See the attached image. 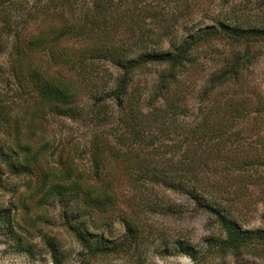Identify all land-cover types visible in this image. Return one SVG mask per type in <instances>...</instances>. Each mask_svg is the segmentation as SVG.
<instances>
[{"label": "trees", "instance_id": "16d2710c", "mask_svg": "<svg viewBox=\"0 0 264 264\" xmlns=\"http://www.w3.org/2000/svg\"><path fill=\"white\" fill-rule=\"evenodd\" d=\"M162 1L168 0H0V50L9 47V74L18 91L26 83L34 91L30 94L40 118L33 131L21 133V116L14 113L16 123L10 127L2 124L0 109V129L6 136L12 132L13 139L0 143V155L11 173L28 177L27 195L59 204L64 226L88 257L133 251L145 224L142 218L154 211L176 213L173 205V210L165 205L161 192L169 190L185 196L196 210L213 219L220 231L210 239L213 253L231 255L238 264L244 254H250L264 263V228L244 227L246 221L234 209L239 193L228 188L240 172L264 166V156L235 154L241 140L235 126L249 115L246 97L234 92L223 95L227 90L214 93L241 83L244 71L259 54L264 60V18L235 15L228 21L226 16L216 17L178 36L171 24L189 14L190 0H175L182 10L165 14L155 11ZM148 17L158 31L139 25ZM121 27L124 31H119ZM162 38L167 40L166 47ZM218 40L235 46L220 59L201 92V100L211 96L214 103L189 123L187 94L179 90V83L195 51ZM101 66L110 69L109 78L97 85ZM151 66L161 69L155 88L142 101L141 92L131 89L133 79ZM81 79L90 90L85 114L80 106ZM257 104L261 105H254L256 113L264 115V98ZM46 115L87 120L92 127L84 143L88 171L70 155H60L54 164L47 161L53 141L45 140ZM35 133L38 145L30 138ZM22 134L30 141H22ZM111 161L126 176L127 205L132 202L136 207L132 218L118 214L124 231L115 239L108 228V211L119 202L114 173L106 172ZM102 227L107 235L99 232ZM175 248L195 259L191 243L180 239Z\"/></svg>", "mask_w": 264, "mask_h": 264}, {"label": "rangeland", "instance_id": "374dc122", "mask_svg": "<svg viewBox=\"0 0 264 264\" xmlns=\"http://www.w3.org/2000/svg\"><path fill=\"white\" fill-rule=\"evenodd\" d=\"M159 5L155 11L163 14L167 11H181L183 8L182 4L179 6V2L175 0L162 1ZM186 12L189 14L185 17L179 16L178 21H173L171 24L170 29L178 36L190 27L210 24L216 17L226 16L228 21L235 15L254 20L262 19L264 18V0H190V8ZM139 25H144L146 29L153 28V31L159 29L149 17ZM131 28L135 32V26L132 25ZM119 31H124V28L121 27ZM151 37L156 38L155 35ZM161 41L163 47H166V38H162ZM231 45L235 46V43L218 40L213 46L207 48L204 46L201 50L195 51L194 61L179 83V90L183 89L187 94L185 102L189 111L185 119L189 123H194L199 119L201 110L207 109L214 103V97L211 96L205 101L201 100L204 99L201 97V92L207 85L210 74L220 64V59L231 52ZM8 48L0 50V109L4 114L2 124L13 127L16 123L13 121V116L17 113L21 116L19 121L17 120L20 122L21 133L25 131L28 133L33 131V127L37 126L40 120L35 113V105L33 106L34 91L26 82V85L18 91L16 81L9 74ZM106 69L105 66L100 67L97 78L101 79L97 85H100L101 80H108L110 69ZM160 69L159 66H151L150 70L141 71L134 77L131 89L134 93L137 90L141 92L142 101H145L148 94L155 88ZM112 74L114 75L115 71H112ZM240 82L222 90H216L214 93L220 94L223 90H227L228 93L223 95L234 92V96L246 97L249 115L235 126L239 128L241 134L235 154L244 152L252 157L258 155L263 157L264 115L256 113V109L253 108L254 105L260 107L261 104L257 102L264 98L262 54L256 56L249 64ZM78 83L81 90L80 106L84 108L85 114L87 105L91 101L88 95L89 85L82 79ZM46 117L43 128L45 140L53 141V146L46 155L47 161L54 164V160L59 159L60 155L62 157L70 155L79 168L88 171L89 162L84 143L90 136L92 127L87 120L74 121L60 115H46ZM36 134H32L30 138L38 145L40 142ZM11 137L12 132L6 136L0 129V143L3 140L5 143H11L13 141ZM21 139L30 141L23 134ZM106 172L114 173L112 183L119 201L108 211L110 214L108 228L112 231L110 238L115 239L120 238L124 231L118 214L125 213L132 218L136 207L132 202L130 207L127 205L126 197L130 189L120 165L111 161ZM238 175L236 180L228 184L230 192L239 193L234 209L239 211L238 213L246 221L243 223L244 227H261L262 229L264 228V166H258L257 170L245 169ZM35 177H32V185L36 184ZM27 180V176L11 173L0 155V264H238L234 262L231 255H216L210 250V239L220 235L219 228L213 219L208 214L196 210L193 203L185 196L169 190L161 192H164L162 194L165 205H173L177 209L176 213L165 215L154 211L148 217L142 218L145 224L143 223L144 227L141 229L140 241L133 251L88 257L85 249L64 226L59 204L53 200L39 201L38 195L33 197L27 195L30 192L26 189ZM135 201L136 199L133 202ZM100 231L107 235L105 227H102ZM180 239L191 243L195 259L190 254L175 248ZM242 258L244 260L242 264L246 261L264 264L262 260L250 254H244Z\"/></svg>", "mask_w": 264, "mask_h": 264}]
</instances>
